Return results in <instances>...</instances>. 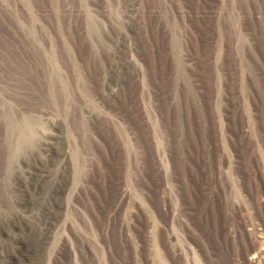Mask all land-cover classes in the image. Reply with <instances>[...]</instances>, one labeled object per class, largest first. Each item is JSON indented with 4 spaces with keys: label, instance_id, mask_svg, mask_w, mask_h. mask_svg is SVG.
Instances as JSON below:
<instances>
[{
    "label": "rangeland",
    "instance_id": "obj_1",
    "mask_svg": "<svg viewBox=\"0 0 264 264\" xmlns=\"http://www.w3.org/2000/svg\"><path fill=\"white\" fill-rule=\"evenodd\" d=\"M0 264H264V0H0Z\"/></svg>",
    "mask_w": 264,
    "mask_h": 264
},
{
    "label": "bare ground",
    "instance_id": "obj_2",
    "mask_svg": "<svg viewBox=\"0 0 264 264\" xmlns=\"http://www.w3.org/2000/svg\"><path fill=\"white\" fill-rule=\"evenodd\" d=\"M41 180V179H40ZM51 195V194H50ZM39 207V206H38ZM47 210V209H46ZM50 213V212H49ZM38 214V213H37Z\"/></svg>",
    "mask_w": 264,
    "mask_h": 264
}]
</instances>
